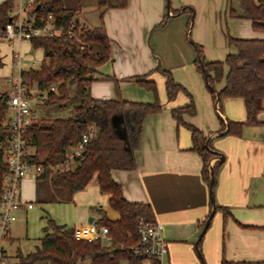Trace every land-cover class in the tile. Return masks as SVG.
Here are the masks:
<instances>
[{
	"label": "crops",
	"instance_id": "crops-1",
	"mask_svg": "<svg viewBox=\"0 0 264 264\" xmlns=\"http://www.w3.org/2000/svg\"><path fill=\"white\" fill-rule=\"evenodd\" d=\"M4 1L0 0V4ZM112 2L104 25L112 40L113 55L97 69L91 95L97 100H117L118 84L124 100L154 103V93L141 87L136 82L139 79L156 83L163 106L161 112L150 115L144 123L137 168L114 170L113 179L123 186L129 202L151 206L154 221L164 225L169 243L167 264H201L196 243L213 204L210 184L203 177L204 159L195 150L193 131L188 125L195 127L201 133L199 146H211L216 153L209 166L210 181L211 170L217 169L216 205L228 208L231 213L225 219L224 213L217 210L200 243L205 263L222 264L226 259L235 264H264V111L258 117L259 125L244 126L239 136L229 134L230 121L247 122L246 103L242 98L215 102L195 65L196 46L204 49L207 62H225L228 55L236 53L229 37L264 40V31L255 29L250 20L231 17V9L240 11L238 0H128L124 9L117 8L118 0ZM65 7L79 11L83 24L101 27L96 0H65ZM16 44L19 52L25 46L33 47L30 41ZM36 50L41 51L42 61L29 58L24 64L21 52L12 50L14 54L8 56L0 48L4 65L10 64L0 93L11 94L8 80L15 76V71L19 72L18 55L22 56L23 71L40 68L36 65L44 61L45 51ZM228 72L229 67L225 66V78L216 85V93L226 86ZM166 73L186 90L174 100L168 96ZM32 89L39 90L36 85ZM192 101L195 114L184 112L183 123H179L173 111L191 106ZM33 150L31 154L35 153ZM25 179L32 180L37 191L34 174ZM21 196L24 204L17 222L19 213L35 209L32 202L24 200L22 192ZM111 198L97 184H91L75 193L71 202L61 204L74 209L73 227L86 226L91 224V218L98 223L103 215L112 221L120 219L110 205ZM30 204L32 209L28 207Z\"/></svg>",
	"mask_w": 264,
	"mask_h": 264
},
{
	"label": "trees",
	"instance_id": "trees-1",
	"mask_svg": "<svg viewBox=\"0 0 264 264\" xmlns=\"http://www.w3.org/2000/svg\"><path fill=\"white\" fill-rule=\"evenodd\" d=\"M100 11L102 25L92 28L83 24L79 11L65 7V0H37L31 16L41 23L49 15L55 18V24L63 33L58 36H47L31 41L33 49L42 48L45 59L39 69L22 71L24 83L32 94V87L38 86L40 92H48V103L45 106H66L73 99L69 94V84L76 85V98L80 104L75 107L72 118H54L47 121L33 120L28 128V144L35 148L29 161L42 165L44 173L37 178L46 180L52 191L53 202H71L75 193L85 190L91 184H97L103 194H111V207L120 214L118 221L110 220L103 215L98 225L109 228L113 238L112 245L103 241H79L74 236L75 228L58 225L50 220L44 229L41 245L28 257H23L22 264H161L157 261L146 262L133 253L140 244L139 224L142 219L154 221L151 206L129 202L124 196L123 186L113 179L114 170L133 171L137 168V152L141 146L144 123L152 115L162 111L163 106L158 98L155 82H136L154 93V103L130 102L121 97L117 84V100H97L91 95V85L95 82L97 69L112 59L113 45L105 25L104 16L113 8L112 0H96ZM240 11L231 9L234 19L250 20L255 29L264 31V0H238ZM128 0H118L117 8L124 9ZM17 9L16 0H6L0 4V30L13 18ZM166 20L161 26H164ZM73 33V36L70 34ZM229 44L236 48V53L228 55L225 62H207L204 49L197 47L195 65L204 77L214 101L224 98H242L246 103L247 122H229V134L241 135L244 126H256L259 115L264 111V40L235 39L229 37ZM0 54V67L3 66ZM225 66L229 67L226 86L216 93V85L225 78ZM167 76V92L170 100L186 91L176 84L172 75ZM57 85V92H49L50 85ZM11 94L0 93V193L4 190L5 174L9 171L7 162L10 151L8 116ZM195 114V106L175 109L174 117L183 123L184 112ZM123 118L127 131L124 140L117 133L114 119ZM222 121V119H221ZM224 123V121H222ZM91 126H96L97 136L86 145L82 157L75 160L70 170H51L52 166L65 163L69 151L75 149L84 133ZM195 150L204 159L203 177L210 184L209 166L216 153L212 147L199 146L201 133L193 126ZM216 176L217 169L214 168ZM38 190V189H37ZM224 213L225 219L231 216L228 208L217 207ZM209 219V218H208ZM207 219V221H208ZM206 221V222H207ZM205 222V224H206ZM201 246V245H200ZM202 253V250L200 248ZM203 256V254H202ZM201 264H206L204 258ZM222 264H235L226 259Z\"/></svg>",
	"mask_w": 264,
	"mask_h": 264
},
{
	"label": "built area",
	"instance_id": "built-area-1",
	"mask_svg": "<svg viewBox=\"0 0 264 264\" xmlns=\"http://www.w3.org/2000/svg\"><path fill=\"white\" fill-rule=\"evenodd\" d=\"M17 9L9 23L0 30V40L7 42L32 41L34 39L58 36L63 33L55 24L53 15L37 22L31 12L37 5V0H16ZM73 36V33L70 32ZM22 56H17L18 76L9 78L12 92L8 103V122L12 135L10 137V151L7 162L9 171L5 174L4 190L0 193V264H11L10 256L5 250L4 243L12 235L13 226L18 220V212L24 204L21 196L23 180L34 174L37 179L44 173L42 165H36L29 161L31 156L28 144V128L35 119L37 105L48 103V92L29 94V91L22 77ZM49 92H57V85H50ZM97 136L96 126H91L82 137L80 144L69 151L65 163L57 165L58 170H70L75 160L82 157L85 147ZM1 147V146H0ZM29 209L33 205H28ZM164 225L157 221L142 219L139 224L140 244L133 249L136 257L146 262L157 261L167 264L169 255V243L164 235ZM74 236L79 241H103L112 245L113 238L109 228L105 225L92 223L86 226L75 228Z\"/></svg>",
	"mask_w": 264,
	"mask_h": 264
},
{
	"label": "rangeland",
	"instance_id": "rangeland-1",
	"mask_svg": "<svg viewBox=\"0 0 264 264\" xmlns=\"http://www.w3.org/2000/svg\"><path fill=\"white\" fill-rule=\"evenodd\" d=\"M25 46L20 52L23 55L25 60L24 64H27L29 58L39 59L42 61L41 51L36 49L29 48ZM0 48L2 51L10 56L14 52L12 50H17V44L14 42H0ZM13 53V54H12ZM42 64V63H41ZM41 64L36 65V67L41 66ZM10 64L7 62V65L0 67V86L5 80L9 73ZM19 72L15 71V76H18ZM34 88V86L32 87ZM12 92V90H11ZM32 92L33 89H32ZM2 93V92H1ZM5 93V92H3ZM9 93V92H8ZM35 94L40 93V91L34 92ZM47 93V92H45ZM69 94L73 99L69 101L66 106H45L37 105L35 111H37L38 121H47L54 118H72L75 116V107L80 104V102L74 98L76 95V85L74 83L69 84ZM34 147L30 146V151L34 152ZM51 170L57 172L58 169L56 166H52ZM33 176L31 174L28 177ZM30 179V178H28ZM24 179L22 182L21 192L24 200L32 202L35 206L34 210H30L29 213L22 212L19 213V221L14 224L12 235L15 240L11 242L9 238L5 241L4 247L9 251V253L15 257H10L11 264H22V259L18 257L19 254H22L23 257H28L30 254L36 251V248L41 245V239L44 237V229L48 226L50 220H54L58 225H68L70 228H78L82 226H76L74 223V209L71 205L61 204L59 202H53L50 200L52 198V191L49 188V183L46 180L39 181L38 195L36 194V185L31 181H26ZM85 226V225H84ZM83 264H91L90 261H86ZM121 264H128L127 261H122Z\"/></svg>",
	"mask_w": 264,
	"mask_h": 264
},
{
	"label": "water",
	"instance_id": "water-1",
	"mask_svg": "<svg viewBox=\"0 0 264 264\" xmlns=\"http://www.w3.org/2000/svg\"><path fill=\"white\" fill-rule=\"evenodd\" d=\"M168 6H170V1L168 2ZM11 21V20H10ZM114 125H115V128H116V131L117 133L120 135V137L124 140L127 139V131L124 127V120L123 118H115L114 119ZM222 156V155H221ZM224 159V157L222 156V160ZM215 182H216V179H215V173H214V170L212 169L211 170V181H210V189H211V201H212V204H213V211L211 213V216L209 217L208 221L206 222V225L202 231V233L200 234L199 236V239L196 243V248H197V251H198V254L200 256L201 259H203V256H202V253L200 251V243L202 242L205 234L207 233V231L209 230V227L212 223V220L217 212V205H216V201H215V192H214V188H215ZM90 223H94V219L91 218L90 219Z\"/></svg>",
	"mask_w": 264,
	"mask_h": 264
}]
</instances>
